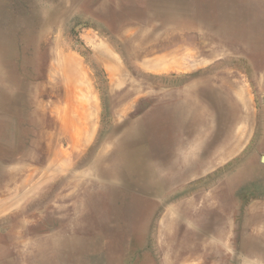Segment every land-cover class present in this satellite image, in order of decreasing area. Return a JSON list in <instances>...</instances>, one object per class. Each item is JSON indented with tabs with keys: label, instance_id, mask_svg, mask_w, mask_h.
<instances>
[{
	"label": "rangeland",
	"instance_id": "obj_1",
	"mask_svg": "<svg viewBox=\"0 0 264 264\" xmlns=\"http://www.w3.org/2000/svg\"><path fill=\"white\" fill-rule=\"evenodd\" d=\"M0 264H264V0H0Z\"/></svg>",
	"mask_w": 264,
	"mask_h": 264
},
{
	"label": "bare ground",
	"instance_id": "obj_2",
	"mask_svg": "<svg viewBox=\"0 0 264 264\" xmlns=\"http://www.w3.org/2000/svg\"><path fill=\"white\" fill-rule=\"evenodd\" d=\"M196 4V3H195ZM198 5V4H197ZM207 5V4H206ZM210 5V4H209ZM208 6V5H207ZM110 7V6H109ZM197 7V6H196ZM200 8V7H199ZM198 9V8H197ZM99 13V12H98ZM102 14V13H100ZM183 35V34H182ZM181 36V35H180ZM180 38V37H179ZM207 41V40H206ZM160 46V45H159ZM165 46V45H164ZM151 53V52H150ZM165 54V53H164ZM203 85V84H202ZM199 86V85H198ZM203 87V86H202ZM198 88V87H197ZM200 89V88H199ZM198 91V90H197ZM207 92V90L205 89H202L201 90V93L202 94H205ZM199 94V93H198ZM206 95V94H205ZM7 96V95H6ZM4 97V96H3ZM162 108V107H161ZM159 108V109H161ZM5 109V108H4ZM155 110H153V113L151 115H148L147 116V120L149 119L150 121L147 123V127L145 128L144 126L143 127H136L134 128L132 131H130L129 133H127L125 135V137L123 138V147L127 148L128 151H129V155H133L135 156V151H131V148H132V144L134 145V141L137 139V137L142 134V131H145L146 132H149V134H151L152 136H156L158 139L157 141H161L162 137H163V132L160 131L159 129H154V127H158L157 125V122H158V119L160 120L159 117H161L162 115L165 114V111L163 109V111L159 110V109H156L154 108ZM5 111V110H4ZM167 112V111H166ZM14 115V114H13ZM171 115V114H170ZM144 118V117H143ZM11 119V118H10ZM145 123V122H144ZM151 126V127H150ZM79 128V127H78ZM154 129V130H153ZM165 133V132H164ZM77 134V133H76ZM79 134V133H78ZM155 140V139H154ZM163 142V141H162ZM158 145H156L153 149L154 152L158 153V152H161L162 149L165 148V146L162 144V143H157ZM150 145V144H149ZM152 145V144H151ZM154 146V145H153ZM131 147V148H130ZM17 149V148H16ZM134 149V148H133ZM119 150H122V149H119ZM118 150V151H119ZM124 150V149H123ZM122 152V151H121ZM120 154V153H119ZM125 154V152H124ZM121 155V154H120ZM120 157V156H119ZM122 158V157H121ZM123 159V158H122ZM125 161V160H124ZM172 161V160H171ZM175 161V160H174ZM177 161V160H176ZM117 162V161H116ZM130 162V161H129ZM156 164V163H154ZM116 165V164H115ZM123 165V164H122ZM171 165V164H170ZM196 165V164H195ZM174 166H176L174 164ZM129 167V165H128ZM156 167V166H155ZM166 167V166H165ZM116 168V167H115ZM169 168V166H168ZM171 168V167H170ZM117 169V168H116ZM167 169V168H166ZM172 169V168H171ZM128 170V169H127ZM158 171V170H157ZM111 175V174H110ZM179 177V176H178ZM15 178V177H14ZM176 179V178H175ZM179 179V178H178ZM180 182H181V177H180ZM109 194V193H108ZM114 191L112 190L111 191V195L109 198H112L114 196ZM105 195V194H104ZM108 196V195H107ZM92 197V196H91ZM97 199V198H96ZM94 200V199H93ZM96 201V200H95ZM94 201V202H95ZM93 203V201H92Z\"/></svg>",
	"mask_w": 264,
	"mask_h": 264
}]
</instances>
